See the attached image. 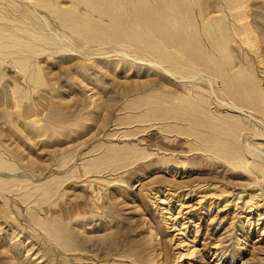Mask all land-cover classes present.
<instances>
[{
    "label": "rangeland",
    "instance_id": "1",
    "mask_svg": "<svg viewBox=\"0 0 264 264\" xmlns=\"http://www.w3.org/2000/svg\"><path fill=\"white\" fill-rule=\"evenodd\" d=\"M247 10L251 42L237 38L232 47L264 87V0ZM90 51L40 55L46 84L21 106L12 87L29 89V79L11 59L1 67L0 151L18 168L0 170L10 186L1 191L0 182V264H264V179L191 155L183 135L133 122L129 85L149 79L160 87L162 77L148 66L130 77L111 72L100 62L116 57ZM242 139L264 151V136ZM127 145L142 154L90 166ZM40 221L63 227L68 247Z\"/></svg>",
    "mask_w": 264,
    "mask_h": 264
},
{
    "label": "bare ground",
    "instance_id": "2",
    "mask_svg": "<svg viewBox=\"0 0 264 264\" xmlns=\"http://www.w3.org/2000/svg\"><path fill=\"white\" fill-rule=\"evenodd\" d=\"M249 1L0 0V83L6 78L1 67L11 59L33 85L26 90L17 84L12 87L21 106L32 91L45 86L36 61L50 51L69 52L73 57L77 51L90 56L88 51L95 50V55L114 56L112 64L110 59L101 65L114 73L123 68L127 77L136 69L140 75L143 66H148L165 85L159 87L149 79L129 85L134 98L127 108L137 112L133 122H151L164 132L183 135L191 140V155L223 159L264 179V151L250 142L242 143L245 132L264 136V130L256 126L258 115L264 116V87L247 63L236 60L232 47L237 38L251 42ZM136 147L107 152L94 158L90 166L125 159L139 150ZM3 153L0 170H16L17 165ZM16 181L20 184L22 180ZM0 182L1 191L10 188L7 178L0 177ZM42 190L46 196L53 189ZM40 224L68 247L63 227ZM215 264L228 262L222 257Z\"/></svg>",
    "mask_w": 264,
    "mask_h": 264
}]
</instances>
